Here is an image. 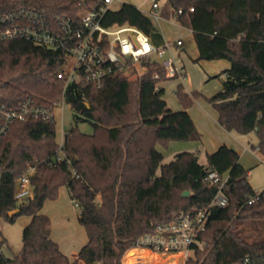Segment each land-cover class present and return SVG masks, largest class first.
<instances>
[{"label":"trees","instance_id":"1","mask_svg":"<svg viewBox=\"0 0 264 264\" xmlns=\"http://www.w3.org/2000/svg\"><path fill=\"white\" fill-rule=\"evenodd\" d=\"M95 3L0 0V17L35 10L57 23L58 15L78 18ZM162 10L164 17H174L192 30L198 59L230 61L223 70L222 87L207 99L226 130L256 134L258 145L252 146L264 157V0H167ZM102 21L105 25L129 23L156 44L165 42L152 20L130 2L107 10ZM63 55L62 50L35 44L26 36L0 38V108H16L29 98L52 107L66 101L75 122L64 131L61 148L54 116L7 122L0 138V215L10 222L21 214L30 220L23 229L22 247L13 257L2 251L7 238L1 236L0 264H78L79 260L122 264L123 255L135 247L140 235L154 231L158 223L180 211L210 204L218 186L203 180L209 168L228 172L223 187L228 204L211 206L206 230L200 235L206 244L186 264H237L246 254L264 251V189L255 202H248L254 189L236 149L222 144L201 163L198 152L188 150L164 162L157 147L201 138L188 111L200 92L188 93L178 83L175 93L183 108L172 109L159 85L170 78L154 61L136 78L118 72L108 75L99 87L66 85L57 77ZM81 121L90 122L93 132L82 131ZM5 122L0 112V125ZM60 153L64 157L57 161ZM29 166L35 167L33 196L17 201L18 180ZM62 186L79 204L77 218L87 233L75 259L51 237L50 218L41 212L46 200L58 197ZM185 190L190 192L187 196ZM247 224L259 229L258 236L244 232ZM137 258H142L140 264H177L167 253L145 249L129 250L125 264H139Z\"/></svg>","mask_w":264,"mask_h":264},{"label":"built area","instance_id":"2","mask_svg":"<svg viewBox=\"0 0 264 264\" xmlns=\"http://www.w3.org/2000/svg\"><path fill=\"white\" fill-rule=\"evenodd\" d=\"M95 1L96 3L83 11L78 18L58 15L57 23L46 19L35 10H18L1 15L0 38L26 36L35 44L62 50L64 55L57 77L64 80L66 85L93 83L99 87L110 74L119 72L129 76L130 71L138 72L140 67H143V74L148 62L152 61L164 69L165 76L185 80V68L176 50V46L183 43L181 39L165 40L163 44H156L150 35L129 23L105 25L102 21L104 14L112 8L111 4L115 0ZM145 1L149 2L154 10L161 8L160 0ZM192 9L193 7L190 8ZM69 55L75 56V63L70 69H64L62 64ZM54 107L35 102L31 98L21 102L16 108L5 109L2 106L0 112L6 122L0 125V138L9 120L26 119L29 116H43L49 119L55 117ZM62 145L63 141L59 143L60 148ZM63 157L62 153L58 154L57 161ZM34 172L35 167L29 166L19 178L15 192L17 201L33 196L31 176ZM227 178L228 172L220 173L209 168L203 180L218 186L210 204L193 211H180L171 220L158 223L154 231L140 235L133 248L167 254L181 253L178 263L181 260L182 264H186V260L194 251L203 249L206 244L200 235L206 230L211 206L224 207L228 204V198L223 191ZM263 189L254 190L248 202H255ZM75 205L79 210V204ZM137 263L140 264L141 261ZM89 264L102 263L97 260ZM237 264H264V251L246 254Z\"/></svg>","mask_w":264,"mask_h":264},{"label":"rangeland","instance_id":"3","mask_svg":"<svg viewBox=\"0 0 264 264\" xmlns=\"http://www.w3.org/2000/svg\"><path fill=\"white\" fill-rule=\"evenodd\" d=\"M124 1L130 2L145 11H147L150 7V3L145 0H115L111 4V7L118 8ZM160 3L165 6L167 4V0H160ZM160 25L166 36L172 39L177 37L183 38L184 49L186 53L184 54V58L185 60H188L192 63V65L187 67L188 73L190 74V76L192 74L195 84L205 83L206 85L205 91L202 88H193L189 80L182 81L178 78H175L178 79V83H182L184 88H187L189 90L188 93H191L192 91H198L201 93V95L194 98L191 106H193L194 103L198 104L195 101L196 99H200L207 105L209 104L208 106L212 107L216 111L212 103L208 101L207 97L218 91V88H215V83L218 80L220 81L224 79L223 70L225 66H222L221 62H229L230 66V61L228 59L221 58L198 59L199 51L192 30L187 26L182 25L176 20V18H166L160 22ZM159 27L160 26L158 25V28ZM75 60L76 58L74 55H69L66 62L62 64V67L64 69H70L71 67H73ZM205 70L210 72L212 76L209 80H207L208 77L202 79V73ZM142 71L143 67H140L138 72H135L136 74L133 73V71H130L129 76L130 78H136L138 74L142 73ZM175 79H170L167 81V83H165L167 89L165 91L164 98L168 101L170 107L171 104H174L175 100H179L175 93L176 88H173V85L176 83ZM54 114L57 122V141L58 143H60L64 140V131L68 130L71 125L75 123L73 117L74 111L68 102L63 101L54 107ZM78 125L79 128L86 133H92L94 130L93 125L88 121H81ZM202 125L207 126V131L204 133V135H202L201 133L200 139L171 141L169 144H158L157 147L164 154L163 161H170L174 158L175 153L188 150L198 152L200 161L206 163V149H209L208 139H211L212 136L214 137L215 129H212V127L209 128L206 123H202ZM236 134H238L239 138L241 139L242 145H246L248 148V151L244 152L242 156V161L249 171V183L254 190L262 189L264 188V161H261L262 154L260 153L259 149L252 146V144H254L255 146L258 145V138L254 132H251L249 134ZM64 188V186L60 188L59 195L56 199L46 200L42 211L46 213L49 216L50 221H52L53 235L55 239L60 243V248L66 254H68L71 259H75L77 256L76 254L78 253L82 245L87 241V233L85 231V228L78 221V208L76 207L75 203L70 200ZM29 220L30 217L25 214L18 215L12 222L5 220L4 217L0 215V238L1 236H5L7 238V242L4 244L2 249L6 256L13 257L20 251L22 247L23 229L29 222ZM244 224L241 225L244 226ZM258 230L259 229H257L256 226L247 224L244 232L250 237H256L258 236ZM131 249H138L140 251V249L142 250L143 248ZM128 251L122 257V264L126 263L125 259ZM141 260L142 258L136 259L137 262ZM78 264L86 263L83 260H79ZM179 264H182L181 260Z\"/></svg>","mask_w":264,"mask_h":264},{"label":"crops","instance_id":"4","mask_svg":"<svg viewBox=\"0 0 264 264\" xmlns=\"http://www.w3.org/2000/svg\"><path fill=\"white\" fill-rule=\"evenodd\" d=\"M162 8H163V5L161 4V8L159 10H154V9L151 8V6L149 7V9L147 11L142 10V9L141 10L152 20V22L155 24V26L157 28H158V25L160 26L158 29H160V31L162 32L165 40H169V41H175L177 39H181L182 40L183 43L181 45H177L176 46V50H177L178 56L181 58L182 65L185 68V72H186L185 80H187V81L189 80L191 82V85L193 86V88H202L203 90H205V88H206L205 83L204 84L203 83L195 84L194 83V79L192 77V74L190 76V74L188 73L187 67L192 65V63L190 61H188V60H185V58H184V54H186V53H185V49H184V40H183V38L182 37H177V38H173L172 39V38H170V37L165 35V33H164V31H163V29H162V27L160 25V22L162 20L166 19V17H164L162 15V11H163ZM221 59H225V58H221ZM225 61H228V60H225ZM221 63H222V66H225L224 69L229 67V62H221ZM223 76H224V74H223ZM211 77L212 76H211L210 72H208L207 70H205L202 73V79L207 78V80H209ZM170 79H175V78H170ZM170 79L162 80L159 83L160 86L164 87V95L163 96H165V91L167 89L165 83H167V81L170 80ZM185 80H183V81H185ZM175 81H176V83L173 85V88H176V86L178 84V79H175ZM216 83H215V88H218V90H219L222 87L223 80H220V81L218 80ZM185 90L187 92L189 91L187 88ZM178 101L179 100H175L174 104L173 105L171 104V108L172 109L178 110V109L183 108L181 103L178 102ZM195 102L198 103V104L194 103L193 106L188 108V111L191 114V116H192L197 128L199 129V131H201L202 135H204V133L207 131V126L202 125V123H206L209 126V128L212 127V129H215L214 137L212 136L211 139L210 138L208 139L209 140V142H208L209 143V149H206V154L213 152V150L215 151L222 144H227V145L233 147L234 149H236L239 152L240 161L244 165V167L246 168V165L242 161V156H243L244 152L248 151V148H247L246 145H242L241 139L239 138L238 134H236L235 132L226 130L220 124L219 119H218V117H219L218 116V112L215 111L212 107L208 106L209 104L207 105L206 103L202 102V100H200V99H196ZM167 103H168V101H167ZM261 157H262L261 161H264L263 155H261ZM199 161H200V159H199ZM200 162L203 163L202 161H200ZM64 187H65L64 189L66 190L67 195L69 196L68 188L66 186H64ZM69 198H70V196H69ZM70 200H71V198H70ZM43 207H42V209H43ZM42 209H41V212L43 214H46V213H44L42 211ZM77 216H78V214H77ZM50 235L55 241H57L55 239L54 235H53L52 221H51V232H50ZM59 246H60V243H59Z\"/></svg>","mask_w":264,"mask_h":264},{"label":"bare ground","instance_id":"5","mask_svg":"<svg viewBox=\"0 0 264 264\" xmlns=\"http://www.w3.org/2000/svg\"><path fill=\"white\" fill-rule=\"evenodd\" d=\"M145 250H148V249H145ZM149 251V250H148ZM152 252V251H150ZM139 254H136V256H138ZM168 255V258L171 262H174V263H178V258L181 256V253H173V254H167Z\"/></svg>","mask_w":264,"mask_h":264},{"label":"water","instance_id":"6","mask_svg":"<svg viewBox=\"0 0 264 264\" xmlns=\"http://www.w3.org/2000/svg\"><path fill=\"white\" fill-rule=\"evenodd\" d=\"M189 193H190L189 190H185L183 192V195L187 196ZM16 211H17V209H14V210L10 211V214H14Z\"/></svg>","mask_w":264,"mask_h":264}]
</instances>
